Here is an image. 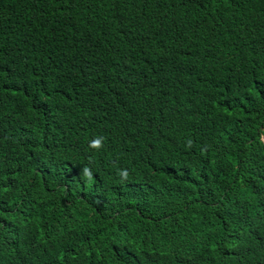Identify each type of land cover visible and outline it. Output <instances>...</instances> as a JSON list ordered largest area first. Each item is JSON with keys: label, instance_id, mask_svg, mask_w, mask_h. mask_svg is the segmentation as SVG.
Here are the masks:
<instances>
[{"label": "trees", "instance_id": "obj_1", "mask_svg": "<svg viewBox=\"0 0 264 264\" xmlns=\"http://www.w3.org/2000/svg\"><path fill=\"white\" fill-rule=\"evenodd\" d=\"M0 264H264V0H0Z\"/></svg>", "mask_w": 264, "mask_h": 264}, {"label": "clouds", "instance_id": "obj_2", "mask_svg": "<svg viewBox=\"0 0 264 264\" xmlns=\"http://www.w3.org/2000/svg\"><path fill=\"white\" fill-rule=\"evenodd\" d=\"M99 144H100V141H99V140H96V141L94 142L93 146H94V147H97V146H99ZM85 173L88 174V169H85Z\"/></svg>", "mask_w": 264, "mask_h": 264}]
</instances>
